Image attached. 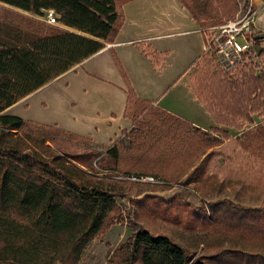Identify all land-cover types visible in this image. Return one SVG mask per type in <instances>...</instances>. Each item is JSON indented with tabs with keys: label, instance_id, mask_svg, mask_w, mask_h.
I'll return each mask as SVG.
<instances>
[{
	"label": "rangeland",
	"instance_id": "1",
	"mask_svg": "<svg viewBox=\"0 0 264 264\" xmlns=\"http://www.w3.org/2000/svg\"><path fill=\"white\" fill-rule=\"evenodd\" d=\"M192 2L206 16L208 24L201 28L204 37L179 0H115L118 18L110 45L105 43L100 55L78 70L80 63L75 65L69 73L0 112L23 119L24 127L16 134L32 138L24 143L27 152L62 156L82 170L85 178L119 186L114 209L76 264H119L122 246L137 229L170 237L192 259L205 264H264V236L234 222L242 209H264L262 136L241 143L234 138L224 142L220 137H228V133L218 138L211 132L201 133L200 158L205 152L207 155L193 169L199 161L196 152L187 151L182 144H169L160 153L152 151L155 144L146 145L159 155L150 158L140 154L142 146L131 142L133 136L126 132L131 112L139 116L154 102L182 115L197 116L190 104L197 94L185 90L193 77L204 82L192 87L202 104H217L219 114L228 120L218 124L232 127L233 135L244 125L249 129L264 126V103L258 107L260 115L253 114L255 124H249L244 119L249 108L240 101L241 96L232 95L245 82H258L264 89V32L252 33L257 46L230 74L221 71L207 49L211 29L244 11L246 0ZM52 12L57 22L48 24V12L37 16L0 2V31L7 26L43 35L75 31ZM257 27L264 30L262 11L257 14ZM133 98L141 101L139 107L133 105ZM171 123L169 126L174 125ZM205 138H209L207 144ZM115 144L122 163L131 167L128 171L107 153ZM154 164L164 171L186 172L156 177L150 174ZM141 177H154L155 181ZM241 256L250 263L241 262Z\"/></svg>",
	"mask_w": 264,
	"mask_h": 264
},
{
	"label": "trees",
	"instance_id": "2",
	"mask_svg": "<svg viewBox=\"0 0 264 264\" xmlns=\"http://www.w3.org/2000/svg\"><path fill=\"white\" fill-rule=\"evenodd\" d=\"M179 1L201 28L208 24L192 0ZM0 2L37 16L52 10L61 24L75 30L43 35L7 26L0 31V112L96 54L105 43L110 44L118 18L115 0ZM239 88L233 89L232 95L241 96L240 101L249 108L244 119L253 124L252 115H260L258 107L264 103V89L258 82H245L241 91ZM138 101L133 98V103ZM218 109L217 104L207 105L218 123L228 121ZM23 127L24 121L19 116L0 114V262L76 264L114 209L119 186L85 178L82 170L62 156L45 157L36 150L27 152L24 143L32 138L16 134ZM214 131L225 133L220 128ZM259 137L264 139L262 125L244 130L236 141L242 143ZM107 153L113 160L117 158L115 146ZM234 222L264 236L262 208L242 209ZM121 251L119 264H205L192 259L170 237L152 235L147 230L134 231ZM243 260L250 263L241 256Z\"/></svg>",
	"mask_w": 264,
	"mask_h": 264
},
{
	"label": "crops",
	"instance_id": "3",
	"mask_svg": "<svg viewBox=\"0 0 264 264\" xmlns=\"http://www.w3.org/2000/svg\"><path fill=\"white\" fill-rule=\"evenodd\" d=\"M251 1H252V4L257 9V14L259 11H262L264 14V0H251ZM246 2H248V0H246ZM197 31L202 34L201 27ZM254 32H257V33L264 32L263 29L257 27V15L255 18L254 24L252 26V33ZM109 45L110 44H106V47ZM261 45H262L261 47H264V41L262 42ZM256 46H257V43L255 42V37H253V47H256ZM106 47H104L103 49H101L96 54L92 55L91 57L82 61L78 66H76L77 68L76 70L80 69L81 67H84L92 59L100 55V53H102ZM205 47H206V41L203 47L204 50H205ZM69 72L70 71H67L63 74L65 75ZM210 82L211 81H209V83ZM201 85H204V82L201 80V78L193 77L187 83L186 89H185L186 92H188V94L190 95L197 94V100L190 101V104L192 105L191 110H193V112H195V114L197 115L195 117L191 115L188 116V115H182V114L176 113L170 108L161 106L155 102L151 106H149L148 109H145L144 112H140L139 116L134 115L135 111L131 112L130 116L127 117V120L129 122V128L126 130V132L129 135L133 136L130 140L131 142L133 143L137 142L136 144H139L142 146V153H140L142 156L148 155V157L150 158H159V155L157 153L156 155H154L155 152L154 154H152L150 152L151 150L150 149L148 150V147L146 145L155 144L156 147H154L152 151H158L160 153L161 150H166V149L168 150L169 144H172V146L182 144L183 147H185L187 151L192 150V152L194 153L196 152L194 156H196L197 160L199 161L196 165H194L193 167L194 169L200 165V162L203 161L207 155V152H205L200 158L202 143H204L203 139L201 138L202 134L206 136L205 133L211 132L214 135V137L218 138L220 137L219 135H221L222 133L213 131L214 128L218 127L221 129V131L228 133V135L230 136L229 138L220 137L225 142L232 138L236 139L240 137L244 130H248L250 128V126L244 125V127L240 131H236L235 134L233 135L231 132V130L233 129L232 127H229L226 124H223V125L218 124V120H216V117L214 118V116H212L211 113L207 110V105L204 106L202 104L201 96L192 89V87H197ZM140 104H141L140 100L138 102L133 103V105H135L136 108L139 107ZM158 117L162 119L157 120ZM252 118L254 119L253 115H252ZM219 119H222V118L219 117ZM171 122L174 125L169 126V123ZM232 125L233 123H231V126ZM208 142H209V138H205V143L207 144ZM220 145H223V142ZM113 146H115L117 149V158L114 159V162H116V165L118 167H121L122 169L128 171V168H131V167L122 163V160L120 157V148L117 146V144ZM153 167H155V170L150 172V174L152 173V175L157 176V177L163 176L164 173L176 175L179 173L184 174V172H186V171L182 172L181 170H172V169L164 171V170H161L160 165H156V164H154ZM190 172L191 171H188V173H186L185 176H187Z\"/></svg>",
	"mask_w": 264,
	"mask_h": 264
},
{
	"label": "built area",
	"instance_id": "4",
	"mask_svg": "<svg viewBox=\"0 0 264 264\" xmlns=\"http://www.w3.org/2000/svg\"><path fill=\"white\" fill-rule=\"evenodd\" d=\"M256 15L257 9L252 1L248 0L244 11L235 18L211 29L213 34L207 49L212 52L213 60L224 73L230 74L235 71L251 53L253 47L252 26ZM46 21L48 24L57 22V18L51 10L47 13ZM240 38L242 42L239 41ZM141 179L155 181L154 177H141Z\"/></svg>",
	"mask_w": 264,
	"mask_h": 264
}]
</instances>
